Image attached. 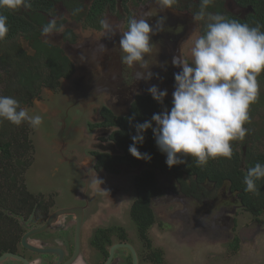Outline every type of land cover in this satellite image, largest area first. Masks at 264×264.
<instances>
[{"label": "flooded vegetation", "instance_id": "flooded-vegetation-1", "mask_svg": "<svg viewBox=\"0 0 264 264\" xmlns=\"http://www.w3.org/2000/svg\"><path fill=\"white\" fill-rule=\"evenodd\" d=\"M65 1L69 0H51L49 12L37 10L41 16V22L34 26L33 31L38 32L37 38L40 43H45L49 48H58L64 56H68L65 65L68 70L70 69L68 77L61 76L53 89L46 86L44 82L39 83L38 95L31 99L25 95L20 100L19 89L10 86L14 88L10 90V96L20 102L21 108L23 105H30L35 98H39L43 88L53 92L55 99L58 100L61 95H56L55 92L63 80L70 79L73 85L70 91L77 88L76 84L81 76L77 75L78 66L74 62L76 58L77 62L86 61L87 69L92 71L86 82L98 71L101 75L100 82L111 93L110 100L116 101L101 107L99 117L95 121L86 122L87 133H92L93 137L86 135L84 141L86 148L82 150L81 155L75 157L74 152L70 150L69 154L62 153L61 157L64 161L70 158L59 169L63 174L57 172L61 175L60 179L64 180L53 182L51 188L53 191L48 195H43L41 191L38 193L28 191L26 184L19 179V176H22L28 168L32 153L36 152L30 148L31 142L28 136V141L25 140L23 143V149H14L15 145L9 149L7 170L10 169L11 174L17 173L16 184L23 185L20 188L23 189V193L21 197L14 199L21 201L15 212L9 211V206H6V214H1L0 255L6 253L10 255L0 260V264H166L165 260L168 259L165 248L158 243L157 236L150 233V229L153 225L161 226L162 220L170 218L172 223L174 220L189 221L188 232H180L177 229L171 232L174 237L183 239V236L193 233V236L200 237L205 245L218 243L217 240H222V237L227 234L230 238L229 254L236 259L232 264H249L247 260H260L258 258L264 255V248L251 251V248L248 250L243 247V244L245 240L249 241L248 239L251 238L248 236L249 233L255 231V226H258L261 221L264 227V207L257 214L249 211L246 195L236 187V184L239 180L238 175L246 173L245 169L254 157H264V115H262L263 119L257 117L259 108H263L264 112V72L257 76L259 95L249 107L250 120L244 124L248 130L247 134L242 141L231 142L233 150L231 159L217 157L209 159L206 166L198 167L193 157L178 154V158L184 163L169 168L165 153H162L158 147L155 151H151L145 145L146 140L151 143V146H157L151 128L143 133L145 138L143 143L136 145L142 154H148L151 159H136L128 151L133 143L131 136L123 131L124 128L119 121L122 119L128 121L131 110L145 121H150L153 114L170 110L175 88L174 74L182 70L175 71L172 60L176 55L181 56L183 47L184 50L187 49V43L195 29L200 30V35L203 34L209 22L207 15L203 20L194 22L193 16L200 10V0H175L170 9L180 13L182 18L185 17L186 22L178 23L176 39L151 38V51L144 56V62L148 66L144 68L137 63L129 68L121 63L120 33L116 29V24L113 25L115 22L110 20L113 28L116 29V34L109 33L108 36H105L99 24L101 18H105L107 13L116 12V8L113 10L106 5L102 11L91 13L93 21L83 22L81 16L89 12L91 2L86 11L81 4L77 13H73L72 7ZM149 1L157 2V0H127L126 8L129 2L136 5L138 2L144 4ZM57 4H60L63 11L68 14L69 20L78 23L85 30L79 37L70 28H63L61 32L63 46L68 49L74 48L68 50L72 53L71 56L64 52L67 49L62 46L43 40L41 30L50 19H56L60 30L66 21L65 16H57L55 12ZM117 5H120L119 2ZM213 5H217L218 9L209 6L207 12L221 14L227 20H236L242 24L249 25L254 17L259 19V12L264 18V0H214ZM31 11L30 8L22 7L19 13L28 17ZM150 18L147 20L149 21ZM171 20L174 21L173 23L176 22L174 18ZM189 20H192L191 27ZM89 33L100 35L99 41L90 44L93 39L87 36ZM17 38L26 40L32 54H28L21 48L28 58H25L22 63L19 59L16 61L22 67L23 65L32 66L31 62L29 65V59L34 57L36 52L32 41L23 36ZM101 44L106 49H102ZM189 45L192 46L193 43ZM80 46H86V51L77 50ZM5 56L8 61L2 63ZM192 59L184 57V60L189 63ZM34 66H37V72L41 78L47 75L48 67L43 59L37 57ZM0 69L5 72L1 75L2 83L6 78L0 95L9 96V70L15 69L9 65V40H0ZM166 70L172 71L168 80L163 79L162 76ZM137 73H141L142 77H147L151 73L152 81L149 78L137 79ZM152 86H156L161 91L167 90L168 94L162 102H157L150 95L148 89ZM78 87L85 89V85ZM123 91L127 97L121 100L124 96ZM53 104L56 106L57 102ZM152 125L153 128L156 127L154 121ZM21 126L24 125L16 126V132ZM47 173L45 172L46 177L51 176L52 180L56 179L54 173ZM115 177H122L123 180L119 182L117 188H114V184L110 181ZM0 180L3 184L1 188L7 187L9 194V185L13 187L14 183H9V178L5 182L2 176ZM219 191L223 193L221 201L229 206L224 209L227 210L224 214H222L223 210L219 212L218 208L208 207ZM250 194L252 197L250 196L249 199L257 201L255 194L248 192V195ZM258 195L256 192V196ZM190 202L193 204L191 205ZM197 207L199 208L196 209ZM194 208L195 211H193ZM234 211H237L238 215L231 219L232 224L228 233L229 231L225 230L221 224L228 222L229 215H232ZM242 216H249L251 223H248V227H244L243 222L238 226L236 233H232L241 220L244 221L243 218L238 221ZM146 223L148 225L142 231L141 228ZM245 228L246 233L243 231ZM154 231L157 232L156 228ZM172 254L178 260L172 263L169 260L170 264H209V262H199V257L192 256V253L187 255L186 261L179 263L181 260L179 253L176 251ZM217 264L222 263L217 262Z\"/></svg>", "mask_w": 264, "mask_h": 264}, {"label": "clouds", "instance_id": "clouds-1", "mask_svg": "<svg viewBox=\"0 0 264 264\" xmlns=\"http://www.w3.org/2000/svg\"><path fill=\"white\" fill-rule=\"evenodd\" d=\"M157 3L171 8L175 0H157ZM213 3L214 0H200V10L193 16L195 22L207 15L209 22L191 48L192 62L178 57L172 60L173 66L182 70L174 74L170 110L153 114L150 121L135 126L137 134L131 137L133 143L128 151L136 159H151L136 146L143 143V133L150 128L158 149L166 154L169 168L184 163L178 154L193 157L198 167L206 166L209 159L217 157L231 159V142L242 141L247 134L244 124L250 120L249 107L259 95L257 76L264 72V31H261L264 26L250 27L247 23L207 12ZM22 7L30 8V0H0V9L16 11ZM162 21L163 18L158 20V24ZM99 24L105 36L116 34L108 18H101ZM8 31L7 16L0 14V40L5 39ZM41 31L44 36L59 32L56 19H50ZM152 32L147 19H129L127 30L120 33L122 64L129 68L137 63L144 68L148 66L144 56L151 51ZM100 47L106 49L103 44ZM150 77L151 73L147 77L136 74L137 79ZM148 91L157 102H162L168 94L167 90L161 91L156 86ZM0 120L16 126L27 122L33 128L43 123L40 115L30 116L17 99L4 95H0ZM261 179H264V164L257 162L243 178L245 191L255 194L256 182Z\"/></svg>", "mask_w": 264, "mask_h": 264}, {"label": "rangeland", "instance_id": "rangeland-1", "mask_svg": "<svg viewBox=\"0 0 264 264\" xmlns=\"http://www.w3.org/2000/svg\"><path fill=\"white\" fill-rule=\"evenodd\" d=\"M90 2L91 0H81L80 3L85 10L89 6ZM55 12L57 16H65L64 18L66 19V21L65 23H63V27L59 32H54L50 36L43 35V40H47L51 43L62 46L63 48L67 49L66 51L64 50V52L66 54H70L71 56L72 53H69L68 50H72L74 48L68 49V47L63 46V40L61 37L63 28H70L76 34V36L79 35V37L83 35L85 30L78 23L68 19V14L63 11V8L60 6V4H57ZM108 17L109 20L115 22L113 25L116 24V29L119 30V33L126 30L130 18L136 17L147 19L151 17L148 21V23L153 27V32L150 34L151 38H160L162 40H175V34L179 29L178 23L182 21L185 22V17L182 18V15L180 13L173 11V9L170 8H163L159 3L155 1L145 2L144 4L142 2H138L136 5L129 2L126 9H122L120 5H117L116 12L107 13L105 18ZM161 18H163V21L158 24V20H160ZM172 18L176 20L175 23H173L174 21L171 20ZM118 25L120 26V28H117ZM192 25V20H189V26L191 27ZM87 36L93 39L90 44H95L100 39L98 37L100 35L97 36L93 33H89ZM199 36L200 30L195 29L193 35L187 43V49L184 50L183 47L181 56L176 55V57L183 60L184 57L192 58L191 48L194 45L195 40L199 38ZM16 42L24 51H26L28 54H32V50L28 46L26 40H24L23 38H17ZM190 43H193V45L190 46ZM86 49V46H80L77 48V50L80 51H86ZM74 62L76 63L75 65L78 66L77 75L79 77L81 76L78 84H76L77 88H74V90L70 91V89L73 88V85L70 83V79L63 80L60 87L55 92L56 95H61V98H59L58 100L57 98L55 99V95L52 94L53 92L49 91L47 88H43L39 98H35L30 105H23L22 107L29 113L30 116L40 115L43 119V123L37 128L31 127L27 122L22 123L24 125L22 129L24 128V131L26 132L31 142L30 148L36 152L32 153L30 164L25 172H23V175L19 176V179L20 181H22V183L24 182L26 184V188L28 189V191H31L33 193H38V191H41L43 195H48V193L53 191L51 190L54 184L53 182H62L64 180L63 178L60 179V176L63 174V172L59 171V169L60 167H63L70 158L64 161L61 157L62 153L65 152L66 154H69L70 152H74L73 156L75 157L81 155L83 153L82 150L86 148V145L84 143L86 135H90L91 137H93L92 133H87L88 124H86V122L89 123L90 121H95L99 117L98 113L101 107H105V105L111 104V102L113 103L114 101H116L110 100L111 93L105 88L103 83L100 82L101 75L97 70V73L92 76L89 81L86 82L88 75L92 73V71H89L87 69V62H77L76 58ZM79 63L82 64L79 65ZM179 70H181V68L175 66V71ZM2 73L4 74L5 72L3 69H0V93L3 91L4 83L6 82V78L5 80H3L4 83H2L1 81ZM171 74L172 71L170 72V70H166L162 74V76L164 77L163 79L168 80ZM12 77L14 79L13 71ZM149 80L152 81L151 78H149ZM80 85H85V89L79 88L78 86ZM9 89L14 90V88ZM125 91L127 92L126 89ZM123 95L124 96L121 100L127 97V94L124 91ZM53 102H57V107L53 104ZM119 103L121 104L120 101ZM262 109L263 108H259V114L257 115V117L261 119H263L262 115H264ZM45 172L54 173L56 175V179L52 180L51 176L46 177L47 175H45ZM57 172H59V174L61 175H59ZM121 178L122 177H115L113 180L110 179L111 183L114 184V188H117L119 182L123 181ZM1 185L3 184L0 180V187ZM45 187L47 189H45ZM222 194L223 193L221 191L217 192L215 197L212 198V201L208 207L211 206L214 208H218L219 212L223 210L222 214H224L225 212L227 213V210L224 209L229 206H226L221 201ZM190 203L191 205L193 204V202ZM164 208H166L165 205ZM198 208L199 207H197L196 209ZM196 209L194 208L193 211H195ZM206 211L207 213H209L208 210ZM235 215H238L237 211H234L232 215H229L228 222L226 221V225H224L226 222H221V225H223L225 230H230L232 224L231 219H234ZM242 218L244 219V221L241 220ZM167 220H162V222H160L161 226L154 227L153 225V228L150 229V233L152 235H156L158 243L165 248V251L167 253L166 258L168 259L165 260L166 264H170L169 260H171V263L178 260L177 257L175 258V256H173L172 254V252L175 253L176 251L179 253V257L181 259L179 263H182L183 260L186 261L188 258L187 255H190V253H192V256H198L199 262H209V264H217V262H221L222 264H232L233 261H236L235 256L229 254L228 249L230 245V238H228L227 234L222 237V240H217L218 243L215 242L213 244L204 245L202 243L203 241L201 242V238L194 237L193 233H190L187 236H183V239H181V237L178 238L177 236L174 237V235L171 233L177 229H179L180 232L182 231L187 233L189 230V221L181 222L178 220L177 222L176 220H174L172 223L170 222L171 218ZM225 220L226 219H224V221ZM240 220V224L236 226L237 228H235L234 232L232 233H236V231L238 230V226L242 225L243 222L246 225H244V227H248V223H251L249 220V216L239 217L238 221ZM196 224H198V222ZM255 227V231L250 232L249 235L247 233V235L251 237L250 239H248L249 241L246 242L245 240L243 244V247H246V249L248 250H250L251 248V251L264 248V227L262 221L258 226ZM155 228L157 232L154 231ZM243 231L246 233V228L243 229ZM228 233H230V231ZM219 254H221V257L218 256ZM258 259L260 260L254 261L253 259H251V261L247 260V262L249 264H264V255H260Z\"/></svg>", "mask_w": 264, "mask_h": 264}, {"label": "trees", "instance_id": "trees-1", "mask_svg": "<svg viewBox=\"0 0 264 264\" xmlns=\"http://www.w3.org/2000/svg\"><path fill=\"white\" fill-rule=\"evenodd\" d=\"M126 1L127 0H92L90 7L88 9L89 12H87L85 15L81 16V20L83 22L87 21H93L91 17V13H97L99 10L102 11L104 6L108 5L111 9L115 10L116 5L119 4L126 9ZM32 9L31 14L26 17L23 13H19V10L12 11L8 9H0V14H3L7 16V26H8V33L4 40H9V65L14 67L15 69L9 70V88L10 86H14L17 89H19L20 95L18 98L20 100L23 99L25 95H28L29 98H33L38 95V86L39 83L44 82L46 86H49L50 88L56 87L57 83L59 82V78L63 76L64 78L68 77L70 69H67V57L62 54V52L58 48H49L45 45V43H40L39 39L37 38V33L34 32L33 28L34 26L41 22V16L37 12V10L42 9L46 12H49L51 10V0H30ZM65 3L72 7L71 11L73 13H77L78 8L81 6V3L79 0H69L68 2L65 1ZM211 8L218 9L217 5H211ZM255 10L258 12L257 8ZM86 11V10H85ZM260 13V18L257 19L256 17L253 18L252 22L249 24L250 27H255L257 24L264 26V18ZM208 23V22H207ZM261 31H264V27H261ZM18 36L26 37L27 39L31 40L33 47L35 48V56L29 59V65L30 62L32 66H26L16 61L17 59L22 61L25 58H28V56L25 55L19 44L16 42V38ZM37 57H40L45 61L46 66L48 67L47 75H44V77H40V75L37 72V66H34V63L37 62ZM6 56L3 57L2 63H7ZM10 67V66H9ZM14 70V79L12 77V71ZM262 74V72H261ZM260 78V77H258ZM11 95V91L9 89V96ZM129 118H133L131 122L125 121V119H122L119 121V124L121 125L123 131H126L128 135L131 137L136 135V124L143 123L145 120L141 117H138L135 115V111L131 110V113L129 115ZM121 119V118H120ZM16 125L10 123L7 120H0V176H2L3 180L5 182L8 181L12 184L14 183L13 187H10L9 185V194L6 188L0 187V218L2 217L1 214H6L7 208L6 206H9V211L15 212L16 207H18L19 200H14L18 196L21 197L23 193L22 184L17 185L16 182L18 181L15 177L17 174H11V170H7V167L9 168V149L12 148V146L15 145L14 149H23V143L25 140H27V134L24 131V128L22 129V126L19 127L18 132H16ZM19 136V137H18ZM145 139V138H144ZM28 141V140H27ZM145 145L147 148H149L151 151H155L157 146H151V143L147 142L145 140ZM257 162L264 164V157L256 156L254 157L249 164L246 167V173H242L238 175V184H236V187L238 189H241L243 193L246 195L247 198V208L251 212H255L257 214L261 211L262 207H264V179L258 180L257 183V193L259 194L255 197L257 198V201L250 200V195H248V192L245 191V185L243 183V178L247 174V170L250 167H253ZM236 169V167H235ZM230 175V174H229ZM227 175V176H229ZM12 190V191H11ZM252 197V196H251ZM9 204V205H8ZM146 225L148 223L144 224L141 228L142 231H144ZM1 240V239H0Z\"/></svg>", "mask_w": 264, "mask_h": 264}, {"label": "water", "instance_id": "water-1", "mask_svg": "<svg viewBox=\"0 0 264 264\" xmlns=\"http://www.w3.org/2000/svg\"><path fill=\"white\" fill-rule=\"evenodd\" d=\"M9 255H10V254H8V253L0 255V260H2V259L5 258V257H8Z\"/></svg>", "mask_w": 264, "mask_h": 264}]
</instances>
